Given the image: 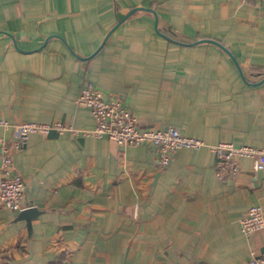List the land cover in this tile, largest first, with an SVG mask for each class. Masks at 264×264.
<instances>
[{"label":"crops","instance_id":"crops-1","mask_svg":"<svg viewBox=\"0 0 264 264\" xmlns=\"http://www.w3.org/2000/svg\"><path fill=\"white\" fill-rule=\"evenodd\" d=\"M263 78L264 0H0V141L22 122L66 127L13 153L23 209L0 206V264H246L264 254V229L240 225L250 205L264 210V169L243 158L220 179L209 147L264 148ZM85 81L139 127L175 126L206 145L160 166L153 146L87 134Z\"/></svg>","mask_w":264,"mask_h":264},{"label":"built area","instance_id":"built-area-1","mask_svg":"<svg viewBox=\"0 0 264 264\" xmlns=\"http://www.w3.org/2000/svg\"><path fill=\"white\" fill-rule=\"evenodd\" d=\"M77 103L90 110L95 122L87 134L106 137L117 144L153 146L157 150L160 166L168 165L173 154L182 148H200L206 145L200 138L184 134L175 126L139 127L134 111L127 108L119 99H106L101 89L91 81L82 84ZM2 123L6 122L0 120V124ZM65 128L59 122L52 124L22 122L15 125L13 142L0 141V206L12 211L23 209L25 182L23 177L14 171V151L18 150L31 134L46 135L52 129L63 131ZM209 147L217 156L216 168L220 179L235 175L243 158H252L255 170L264 169V148L250 145L235 146L231 142H219ZM240 225L247 235L264 229L263 207L260 204L250 205L240 219ZM246 264H264V254L253 255Z\"/></svg>","mask_w":264,"mask_h":264},{"label":"water","instance_id":"water-1","mask_svg":"<svg viewBox=\"0 0 264 264\" xmlns=\"http://www.w3.org/2000/svg\"><path fill=\"white\" fill-rule=\"evenodd\" d=\"M204 41L212 42V43H215V44L219 45L220 47H222L230 55V57L235 62L236 66L238 67V70L240 71L241 75L243 76V78H245L243 70H242L240 64L237 62V60L234 57V55L225 46H223L221 43H219L218 41H216L214 39H205ZM263 81H264V78L262 80H260L259 82H257V83L259 84V83H262ZM28 213H29V211H26V210H23V211L20 212V214L23 215V216H28Z\"/></svg>","mask_w":264,"mask_h":264}]
</instances>
